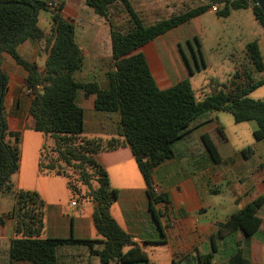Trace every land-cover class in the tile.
Returning a JSON list of instances; mask_svg holds the SVG:
<instances>
[{
  "label": "trees",
  "instance_id": "obj_1",
  "mask_svg": "<svg viewBox=\"0 0 264 264\" xmlns=\"http://www.w3.org/2000/svg\"><path fill=\"white\" fill-rule=\"evenodd\" d=\"M194 6L186 5L168 19L145 25L130 0H86L96 14L110 24L112 57L114 66L107 74L108 86L97 82H80L74 77L84 64V54L75 38V26L62 18L63 4L56 11L43 0H0V193L14 192L15 206L11 216L15 220L14 233L9 247L11 261H29L32 264H58L57 247L61 244H84L94 241L74 238H49L41 235L44 228L45 202L35 191L18 189L12 177L21 163L20 137L9 131L5 95L9 78L2 69L3 55L8 54L26 72V87L32 90L28 114L33 129L43 135L44 142L39 152L38 173L57 175L67 179V185L77 200L94 203L93 222L105 239V246L96 252L102 264H137L147 262L143 247L134 237L124 231L110 212L118 199V190L111 187L105 168L96 160V155L129 147L146 183L149 211L161 230L160 218L172 210L168 195L160 191L153 179L154 170L174 158V144L192 138V126L202 116L216 112L230 113L236 123L255 121V140L264 139V100L252 99L249 95L264 85V77L255 80L244 70L246 82H231L232 87L222 84L212 94L199 100L188 78L181 79L166 89H160L151 73L146 56L137 49L148 42L190 22L213 6H218L216 15L226 18L234 10L252 8L257 23L264 28V13L256 0H193ZM121 3L129 14L127 29L115 26L110 10ZM41 11H52V28L47 34L39 26ZM27 40L44 42L47 57L43 69L30 62L18 52V47ZM200 62L193 44L188 46L200 71L207 64L202 45L194 36ZM183 53V51H182ZM246 57L257 73L264 72V57L257 41L246 46ZM188 73L194 74L184 56ZM237 77V75L235 74ZM94 95V108L105 113L120 115L118 137L103 139L85 135V109L78 101V93ZM215 134V135H214ZM14 139V140H13ZM222 126L215 132L201 135V141L216 164L222 161L220 143L226 141ZM52 142V145L49 144ZM252 149L246 148L247 157ZM73 177H76L73 179ZM264 196L248 203L231 214L225 222L218 223L219 230L231 233L242 231L253 235L264 220L260 212ZM164 236V234H162ZM213 252L202 254L198 250L176 256L173 264H211L217 246L212 237ZM129 247L128 251H124ZM221 264H252L243 256L238 243L237 250Z\"/></svg>",
  "mask_w": 264,
  "mask_h": 264
},
{
  "label": "crops",
  "instance_id": "obj_2",
  "mask_svg": "<svg viewBox=\"0 0 264 264\" xmlns=\"http://www.w3.org/2000/svg\"><path fill=\"white\" fill-rule=\"evenodd\" d=\"M43 1L47 4L57 2L60 5L62 3L64 5L61 11L62 18L75 26V38L84 54L83 67L75 73V79L80 82H97L106 88L108 86L107 78L102 84L94 71H98L101 75L111 64L114 66L109 22L96 14L90 6L92 10L89 13L81 11L72 17L68 15L67 11L69 0ZM84 1L86 2V0ZM181 1L184 2V0H177V2L175 0H130L134 11L148 26L159 20L168 19L179 12L180 5L182 8H186V5H183ZM44 13L40 12L39 14V26L41 23L45 26L47 24L46 27L40 26V28L49 34L52 28V11H45ZM206 13L216 14L210 9L191 21ZM232 15L233 11L226 18L216 16L219 20L224 21L230 19ZM110 18L114 25L120 29H127L130 26L129 14L121 3L111 8ZM172 31L148 42L136 51L146 56L151 73L160 89L169 88L181 79L189 77L184 73V77L175 81L172 79L174 77L170 75L178 73L177 66L181 72H183L184 67L188 71L183 58L184 67L181 61L172 67L167 64L171 47L165 37ZM226 32L227 30L222 28L219 31V37L221 33L225 34ZM80 36H82L81 40ZM194 36L199 38L202 48H204L205 39L208 40L207 34L198 35L194 29H191L190 35L185 37L187 43ZM174 41L180 47V39L175 38ZM174 41L171 40V44H174ZM42 49V42L27 40L18 47V52L26 60L36 62L39 68L43 69L47 57V52L44 51L47 50L44 48L45 56L43 57ZM159 52H165V55L168 56L167 59H162ZM9 59L15 63L8 54H4L2 69L9 78L7 90L10 91L11 97L16 100L14 115L9 119L7 118V123L12 135L24 136L27 129L33 130L32 119L28 114L31 101L28 102L25 113L19 100L27 88L25 82L27 72L16 63L17 66L12 62L8 63L9 67L4 65V62ZM161 61L163 62L162 69L158 65V62L161 64ZM5 66L13 71H5ZM253 74L252 77L255 80L264 77V72L258 73L260 74L258 78ZM87 77H89L87 81L82 80ZM23 88L25 89L23 90ZM6 96L7 91L5 103ZM85 96L84 94L85 100H89L88 108L80 104L85 109V135L103 139L118 137L120 115L116 112L97 111L94 108L95 96ZM204 120L207 122L201 124L198 130L201 135L220 125L214 121L211 114L200 117L198 122ZM256 129L257 124L253 132ZM182 141L185 139L174 144V158L154 170L153 179L157 188L166 193L172 203V210L168 212H164L163 206L162 208L160 205L156 206L164 213L160 218L161 230L151 217L146 183L144 181V186L141 185L143 176L131 149L125 146L113 151L100 152L96 155V160L108 173L111 187L118 190V199L110 208L111 215L124 231L134 237V240L143 247L147 254L148 261L137 264H173L176 256L194 250H198L204 255L209 254L213 252V236L217 252L213 254L211 264H221L237 250L238 243L243 256L252 264H264V222L258 231L251 236L245 235L240 230L221 233L218 227V223L225 222L231 214L242 209L253 200L264 196V139L256 140L253 147H250L252 152L247 157L242 155V151L246 149L244 147L221 153L220 148L227 145V139L219 145L222 161L218 164L214 163L210 156V159L207 160L203 156L196 157L187 151L179 152L177 145ZM42 144L38 142L31 149L28 179L26 177L27 170L24 171L25 164L21 158L19 171L13 176L14 182L12 183L18 189L37 192L44 200L46 207L44 228L41 233L43 237L94 241L91 246L77 243L59 245L56 251L58 264H102L96 252L104 248L105 239L99 234L93 222L94 203L81 199L76 201V205L72 204L75 201L69 203L70 190L67 194L60 192L62 185L68 186L65 177L52 174L40 175L38 173L39 152ZM15 201L14 192L0 193V264H32L29 261H11L9 259L10 242L15 236V220L11 216ZM260 216L264 220V207ZM162 249H165V255L162 254ZM128 250L129 247L124 249V251ZM158 250L159 257L153 259L151 254Z\"/></svg>",
  "mask_w": 264,
  "mask_h": 264
},
{
  "label": "rangeland",
  "instance_id": "obj_3",
  "mask_svg": "<svg viewBox=\"0 0 264 264\" xmlns=\"http://www.w3.org/2000/svg\"><path fill=\"white\" fill-rule=\"evenodd\" d=\"M177 2V0H175ZM198 1V0H196ZM175 2V5L177 4ZM180 2V1H179ZM182 2V1H181ZM193 0H184L182 2L183 5L188 6H194L197 3H194ZM68 7V15H71L74 17L76 13H80L83 11L84 13H89L90 7L86 5V2L84 0H69L67 2ZM180 11L182 10V6L180 5ZM43 14H45V11H41ZM51 14V13H50ZM44 16V15H43ZM46 22L47 19H45ZM41 27L46 26L41 23ZM222 28L226 29L227 32L225 34L221 33V36L219 37V31L222 30ZM194 29L195 32L198 33V35H205L207 34L208 40L205 39L204 42V48H202V53L205 58V62L207 64V68H202L200 71L196 69V64L192 55V51L190 50V47L188 46V43L186 41V35H190V30ZM51 31V30H50ZM202 36V37H203ZM175 38H179L181 41L180 47L176 44V41H174ZM190 39V36L188 37ZM82 39V36H80V40ZM165 40L168 41L169 46L171 47V52L168 53V57L165 55V52H159L162 59H167V57L171 60L169 63V59L167 60V64H169L171 67L174 65H178L179 61H181V64L183 67L185 66L184 61L182 62V58L184 59V56L188 59L191 67L193 68L194 74L191 76L186 68L184 67L183 72L180 71V68L177 66L176 69L178 70V73L175 75L170 74L173 76L175 81L178 80L180 77H184L183 74L186 73L189 77L193 89L195 90L196 96L199 100L203 99L207 95H210L213 93V91L217 88L222 87V84H226L229 88L232 87L231 82L235 81L238 83L246 82V77L244 74V70L248 71L250 75L253 74V67L250 66V62L246 57V45L250 42L257 41L260 47V50L262 52V55L264 57V28L261 27L257 21H255L252 8L246 9V10H238L233 11V15L228 20H219L215 13H206L205 15L199 17L198 19H195L194 21H191L189 23H186L176 30L172 31L167 37H165ZM171 40L174 41V44H171ZM32 41V40H28ZM191 43L193 44L195 53L197 55V58L200 62V58L198 55V49L197 45L194 41V37H191ZM158 43V42H157ZM42 52L45 50L44 48V42H42ZM183 51V53H182ZM47 52V51H44ZM43 52V53H44ZM45 56V53L43 57ZM164 59V60H165ZM12 62L10 59L6 60L4 62V65L8 66V63ZM159 67L162 69L163 62H158ZM15 66H17L14 62H12ZM5 66V71L9 72L10 70L13 71L11 68ZM21 68V67H19ZM113 66L107 67L101 75L98 71L96 72V75L98 76L99 81L103 82L106 81L107 78V71L112 70ZM236 68V70H235ZM168 70V69H167ZM253 70V71H250ZM166 71V69H165ZM167 72V71H166ZM172 72V70H170ZM237 75V77L235 76ZM260 74H258L256 71H254L253 76H256L258 78ZM89 77L84 78L82 80H88ZM81 79V78H80ZM10 86H12L10 84ZM25 88H23L24 90ZM27 88L22 93V98H20V102L22 104V107L24 108V112L26 113V106L29 101H31L32 96L28 94ZM87 97V96H85ZM250 98L252 99H260L264 100V85L258 87L255 89L250 95ZM14 98L11 97V93L9 90H7V96H6V117L9 119L14 114V105H15ZM78 101L83 107L88 108V102L89 100H85L83 91H79L78 93ZM213 117L214 121H216L220 126H222L223 131L228 139L227 145L221 146L220 150L221 153H224L226 150H238L241 147L249 148L253 147V144L256 143V140L253 136V129L256 127L255 121H249V122H243V123H236L234 121L233 116L228 112H217V113H210ZM207 120L198 122V120L193 124L192 126V138L189 140L182 141L177 145V150L179 152L187 151L188 153H192L196 157H205L207 160L210 159L209 155L201 141V133L198 132L199 126L201 124L206 123ZM207 132H215L214 129H209ZM215 135V134H214ZM20 137V149L21 154L24 162V171L27 170L26 177L28 179L29 177V163L31 158V149H33V145L37 144L38 142L43 143L44 138L43 135L40 132L35 131L34 129H27L25 132V135L19 136ZM14 140V139H13ZM49 144L52 145V142L49 141ZM187 144V145H186ZM221 144V143H220ZM76 177H73V179ZM12 182H14V178L12 177ZM141 185L144 186V180L141 179ZM68 186L65 184L62 185L60 192L61 194H67L69 191ZM78 197H73L72 193L69 197V203L73 201H77ZM162 208V205H160ZM162 254L165 255V249H162ZM153 259L159 257V250L156 252H153L152 254Z\"/></svg>",
  "mask_w": 264,
  "mask_h": 264
},
{
  "label": "built area",
  "instance_id": "obj_4",
  "mask_svg": "<svg viewBox=\"0 0 264 264\" xmlns=\"http://www.w3.org/2000/svg\"><path fill=\"white\" fill-rule=\"evenodd\" d=\"M48 6H49V8L51 9V10H53V11H56L58 8H59V4L57 3V2H50V3H48ZM218 6L216 5V6H213L212 8H211V10L213 11V12H217L218 11ZM28 94H32V90L31 89H28L27 88V91H26ZM73 205H76V202H73L72 203Z\"/></svg>",
  "mask_w": 264,
  "mask_h": 264
},
{
  "label": "water",
  "instance_id": "obj_5",
  "mask_svg": "<svg viewBox=\"0 0 264 264\" xmlns=\"http://www.w3.org/2000/svg\"><path fill=\"white\" fill-rule=\"evenodd\" d=\"M256 1L264 13V0H256Z\"/></svg>",
  "mask_w": 264,
  "mask_h": 264
}]
</instances>
